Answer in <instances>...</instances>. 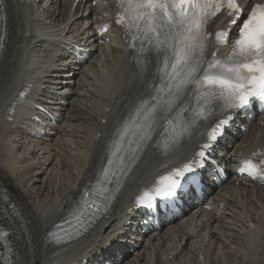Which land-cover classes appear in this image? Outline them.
Returning <instances> with one entry per match:
<instances>
[{
  "label": "bare ground",
  "instance_id": "bare-ground-1",
  "mask_svg": "<svg viewBox=\"0 0 264 264\" xmlns=\"http://www.w3.org/2000/svg\"><path fill=\"white\" fill-rule=\"evenodd\" d=\"M66 2L0 0V14L7 17L0 53V185L18 204L16 219H8L14 263L82 264L86 258L91 264L103 256L112 259L104 264H264V186L255 182L236 185L232 178L206 199L204 204L212 208L201 205L147 238L127 234L129 220L140 230L137 211H126L136 184L193 150L202 136L191 137L172 157L163 158L150 145L101 225L72 245H47L45 230L70 210L81 188L95 177L107 140L145 94L155 67L153 61L154 67L138 73L130 65L119 30L97 33L112 14L113 0H81L75 9ZM72 42L88 48V57L72 63V52L62 48L51 69L39 77L48 46ZM24 87L30 91L19 97ZM34 97L63 118L53 135L47 132L39 140L24 137L30 120L20 110ZM14 103L17 111L8 121L4 113ZM243 125L247 132L238 129L237 142L222 143L226 162L258 145L264 147V137H257L264 127L258 121ZM116 250L121 255L116 256Z\"/></svg>",
  "mask_w": 264,
  "mask_h": 264
},
{
  "label": "snow or ice",
  "instance_id": "snow-or-ice-1",
  "mask_svg": "<svg viewBox=\"0 0 264 264\" xmlns=\"http://www.w3.org/2000/svg\"><path fill=\"white\" fill-rule=\"evenodd\" d=\"M117 3L120 16L116 22L131 36L129 46L138 49L134 55L138 62L142 61V75L154 58L158 83L151 85L149 99L141 98L129 119L114 133L105 157L108 166L101 170L105 181L114 174L112 169L117 161L123 169L126 160L135 159L133 145L138 148L150 139L153 126L167 120L174 111L179 116L191 109L195 123L230 110H244L256 100L264 102V3L253 4L246 18L238 0H117ZM222 12L230 18L229 26H238V33L231 40L227 55L219 57L214 49L229 43V27L213 32L208 26ZM232 119L231 115L217 118L209 139L215 140L217 132ZM168 123L174 140L191 126L177 125L175 119ZM208 147L209 144L204 145ZM199 155L202 157L204 153ZM244 163L249 167L242 168V172L264 177V169H257L251 161ZM191 171L190 165L185 164L170 175L183 176ZM178 186L179 181L171 180L156 195H174ZM87 207V215L92 216L101 205L92 201ZM6 237L7 233L0 231V240Z\"/></svg>",
  "mask_w": 264,
  "mask_h": 264
}]
</instances>
